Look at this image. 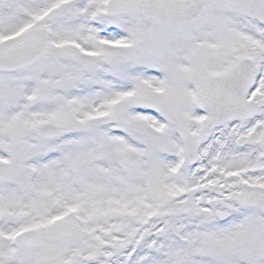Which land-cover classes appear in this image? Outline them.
<instances>
[{
	"label": "snow or ice",
	"instance_id": "snow-or-ice-1",
	"mask_svg": "<svg viewBox=\"0 0 264 264\" xmlns=\"http://www.w3.org/2000/svg\"><path fill=\"white\" fill-rule=\"evenodd\" d=\"M0 264H264V0H0Z\"/></svg>",
	"mask_w": 264,
	"mask_h": 264
}]
</instances>
